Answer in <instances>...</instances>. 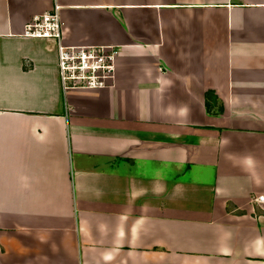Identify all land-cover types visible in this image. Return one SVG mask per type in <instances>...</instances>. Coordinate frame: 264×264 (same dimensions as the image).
Masks as SVG:
<instances>
[{
  "label": "crops",
  "instance_id": "obj_1",
  "mask_svg": "<svg viewBox=\"0 0 264 264\" xmlns=\"http://www.w3.org/2000/svg\"><path fill=\"white\" fill-rule=\"evenodd\" d=\"M56 6L110 87L25 35ZM261 197L264 0H0V264H264Z\"/></svg>",
  "mask_w": 264,
  "mask_h": 264
},
{
  "label": "built area",
  "instance_id": "obj_2",
  "mask_svg": "<svg viewBox=\"0 0 264 264\" xmlns=\"http://www.w3.org/2000/svg\"><path fill=\"white\" fill-rule=\"evenodd\" d=\"M64 34L58 6L50 13L35 17L25 29L27 37L56 41L64 91L101 90L110 87L115 78L118 48L68 47L64 44ZM263 200L261 197L260 201Z\"/></svg>",
  "mask_w": 264,
  "mask_h": 264
},
{
  "label": "trees",
  "instance_id": "obj_3",
  "mask_svg": "<svg viewBox=\"0 0 264 264\" xmlns=\"http://www.w3.org/2000/svg\"><path fill=\"white\" fill-rule=\"evenodd\" d=\"M206 109L209 114H214L213 111L216 109L218 113L222 112V107L218 104V99L214 94L206 95ZM214 115H217V113Z\"/></svg>",
  "mask_w": 264,
  "mask_h": 264
}]
</instances>
